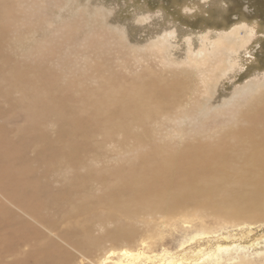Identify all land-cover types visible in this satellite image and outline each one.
<instances>
[{"label": "rangeland", "instance_id": "obj_1", "mask_svg": "<svg viewBox=\"0 0 264 264\" xmlns=\"http://www.w3.org/2000/svg\"><path fill=\"white\" fill-rule=\"evenodd\" d=\"M263 178L264 0H0V264H264Z\"/></svg>", "mask_w": 264, "mask_h": 264}, {"label": "bare ground", "instance_id": "obj_2", "mask_svg": "<svg viewBox=\"0 0 264 264\" xmlns=\"http://www.w3.org/2000/svg\"><path fill=\"white\" fill-rule=\"evenodd\" d=\"M239 31H243L244 32V35L242 37H240L239 35ZM231 33H229V35L227 36H222V37H219L217 38V40H215V43H214V48L216 49H223V50H228V49H231V50H235V48L237 49V46H242L245 42H249L250 38H251V35H252V31L247 27V26H243V27H238V28H235L233 31H230ZM241 34V33H240ZM246 44V43H245ZM245 47V45H243ZM255 122V120H254ZM244 146V145H243ZM258 147V146H257ZM245 149V148H244ZM214 156L217 157H220L221 154H219L220 152L217 151V149H214L212 150L211 152ZM210 153V154H211ZM224 153V152H222ZM258 153V152H257ZM209 154V156H210ZM218 154V155H216ZM227 154V153H226ZM247 154V153H246ZM248 155V154H247ZM252 157V156H251ZM258 157V155H257ZM260 160V159H259ZM207 161H210L208 159V156H207ZM206 161V162H207ZM213 161V160H212ZM255 161V156L252 158V162ZM254 163V162H253ZM260 163V162H259ZM216 164H220V163H216ZM215 164V165H216ZM168 167V166H167ZM207 165H204V168H206ZM169 168V167H168ZM226 168V167H225ZM170 169V168H169ZM218 169V167L216 168H212V172H216V170ZM202 170V169H201ZM203 173V171H202ZM224 177V176H223ZM260 177V176H259ZM254 181V180H253ZM254 183V187L252 190H255V192L253 191L252 194L254 195L252 198L254 199V201H256L257 199L255 198L256 196H258V198L264 200V178L262 179V181H256V182H252ZM247 184V183H246ZM26 185V184H25ZM31 185V184H30ZM251 184L249 183V186ZM252 185V186H253ZM257 185V186H256ZM18 186V185H17ZM28 186V185H27ZM243 186V185H242ZM256 186V188H255ZM30 187V186H29ZM213 187V186H212ZM194 190H199V191H202L201 188L199 189H194ZM23 192V191H22ZM189 193V192H188ZM191 196V195H190ZM182 197V196H181ZM185 197H188V196H184V200H186ZM239 198V197H238ZM242 200V199H241ZM247 200V199H246ZM258 201V200H257ZM242 202V201H241ZM243 204V203H242ZM236 210V209H235ZM236 212V211H235ZM261 245V244H260ZM261 252H264V251H261Z\"/></svg>", "mask_w": 264, "mask_h": 264}]
</instances>
